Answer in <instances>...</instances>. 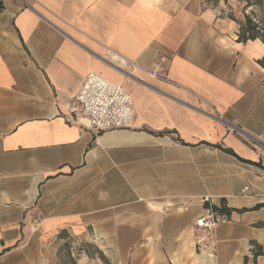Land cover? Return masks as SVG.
<instances>
[{
  "label": "crops",
  "instance_id": "0c3cea01",
  "mask_svg": "<svg viewBox=\"0 0 264 264\" xmlns=\"http://www.w3.org/2000/svg\"><path fill=\"white\" fill-rule=\"evenodd\" d=\"M28 1L0 0V264H264V149L211 115L264 141V43L220 1ZM91 71L129 89L130 127L65 120Z\"/></svg>",
  "mask_w": 264,
  "mask_h": 264
},
{
  "label": "built area",
  "instance_id": "2783aa9c",
  "mask_svg": "<svg viewBox=\"0 0 264 264\" xmlns=\"http://www.w3.org/2000/svg\"><path fill=\"white\" fill-rule=\"evenodd\" d=\"M22 1L32 7L28 0ZM165 60L166 57H161L154 69L148 73L155 78L169 80L162 67ZM108 62L123 74L125 81L131 79L146 83L134 73L135 69L141 67L135 60L114 54L112 61ZM67 107L65 120L68 123L82 124L96 134L130 127L135 115L133 99L125 84L113 82L94 71L86 75L78 92L70 97ZM213 113L211 115L227 125L230 130L238 133L249 145L264 149V141L253 136L240 125L230 123L218 110L214 109ZM248 189L249 186H245L243 191ZM228 219L229 216L225 213L208 210L195 220L196 246L207 262H212L215 258L213 230Z\"/></svg>",
  "mask_w": 264,
  "mask_h": 264
},
{
  "label": "trees",
  "instance_id": "16d2710c",
  "mask_svg": "<svg viewBox=\"0 0 264 264\" xmlns=\"http://www.w3.org/2000/svg\"><path fill=\"white\" fill-rule=\"evenodd\" d=\"M239 2L243 5L242 17L237 18L234 14H229V17L239 23V40L246 42L260 39L264 43V0H239ZM250 7V11L247 12ZM259 62L264 67V56ZM214 209L217 207L215 206ZM100 255L105 259L102 254Z\"/></svg>",
  "mask_w": 264,
  "mask_h": 264
},
{
  "label": "rangeland",
  "instance_id": "374dc122",
  "mask_svg": "<svg viewBox=\"0 0 264 264\" xmlns=\"http://www.w3.org/2000/svg\"><path fill=\"white\" fill-rule=\"evenodd\" d=\"M213 3H217V2H221L222 4L224 3V8L227 12V15H229L230 13L234 14L237 18H241L242 17V3L239 2V0H210ZM251 9L248 8L246 11L249 12ZM128 89V88H127ZM129 91V89H128ZM88 249L89 251L94 254L97 252V249L95 246L93 245H88ZM104 264H110L109 262L105 261ZM194 264H202V262L196 257Z\"/></svg>",
  "mask_w": 264,
  "mask_h": 264
},
{
  "label": "bare ground",
  "instance_id": "6f19581e",
  "mask_svg": "<svg viewBox=\"0 0 264 264\" xmlns=\"http://www.w3.org/2000/svg\"><path fill=\"white\" fill-rule=\"evenodd\" d=\"M205 261V260H204Z\"/></svg>",
  "mask_w": 264,
  "mask_h": 264
}]
</instances>
